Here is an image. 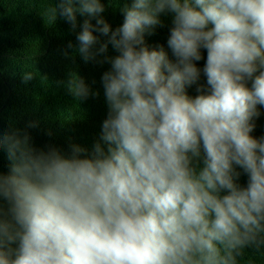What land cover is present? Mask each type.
Listing matches in <instances>:
<instances>
[{
  "label": "clouds",
  "instance_id": "9594fccd",
  "mask_svg": "<svg viewBox=\"0 0 264 264\" xmlns=\"http://www.w3.org/2000/svg\"><path fill=\"white\" fill-rule=\"evenodd\" d=\"M47 12L72 31L86 17L76 36L86 63L109 44L118 53L101 61L110 64L101 77L107 117L91 155L79 145L38 149L27 129L0 130L10 161L0 171V264L264 258V137L251 135L264 107V0H132L115 30L101 0H55ZM162 14L172 15L175 62L145 44ZM202 49L207 88L191 98ZM34 76L23 72L26 82ZM66 87L78 101L99 95L75 74Z\"/></svg>",
  "mask_w": 264,
  "mask_h": 264
},
{
  "label": "trees",
  "instance_id": "16d2710c",
  "mask_svg": "<svg viewBox=\"0 0 264 264\" xmlns=\"http://www.w3.org/2000/svg\"><path fill=\"white\" fill-rule=\"evenodd\" d=\"M101 2L105 5L102 15L115 30L124 20L121 9L125 4L130 6L132 0ZM54 4L55 0H0V130L27 129L33 145L38 149L55 146L69 153L71 145H79L87 150L84 155H91L93 145L100 141L101 125L108 111L101 77L110 70V64L101 61L104 55L115 56L118 53L109 44L106 54L86 63L78 52L79 42L76 39L86 17L78 14L76 30L72 31L63 17L52 22L47 10ZM161 20L162 27H157L151 35H145V44L150 49L162 47L169 59L175 62L167 45L172 15L162 14ZM91 22L95 24V19ZM107 39L100 36L101 42ZM99 46L95 45L93 50ZM201 52L203 58L194 62L201 69L200 79L186 88L191 98L200 94L198 86L207 88L202 71L206 50ZM26 70L36 74L27 82L23 79ZM73 74L83 78L91 92H98L99 95H90L79 101L74 98L66 87ZM247 86L251 87V80ZM258 111L260 115L254 119L255 129L251 133L257 139L264 137V107L258 106ZM29 124L35 127L29 128ZM9 165L6 149H0V171L7 173ZM237 171L241 172L238 183L246 186L247 175L239 167ZM252 262L264 264V258L247 254L241 260V264Z\"/></svg>",
  "mask_w": 264,
  "mask_h": 264
}]
</instances>
